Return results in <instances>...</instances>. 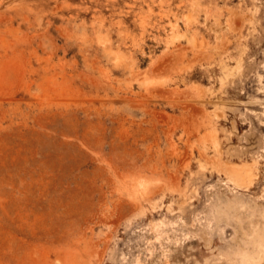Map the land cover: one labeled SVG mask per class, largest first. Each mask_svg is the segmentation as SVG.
Masks as SVG:
<instances>
[{
  "label": "rangeland",
  "instance_id": "rangeland-1",
  "mask_svg": "<svg viewBox=\"0 0 264 264\" xmlns=\"http://www.w3.org/2000/svg\"><path fill=\"white\" fill-rule=\"evenodd\" d=\"M0 264H264V0H0Z\"/></svg>",
  "mask_w": 264,
  "mask_h": 264
}]
</instances>
